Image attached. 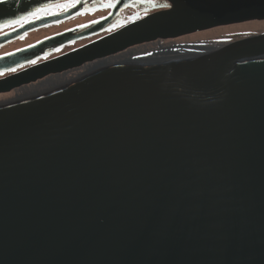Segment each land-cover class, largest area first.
<instances>
[{"label":"water","instance_id":"95a60500","mask_svg":"<svg viewBox=\"0 0 264 264\" xmlns=\"http://www.w3.org/2000/svg\"><path fill=\"white\" fill-rule=\"evenodd\" d=\"M62 0H7L0 25ZM0 55V74L113 26ZM0 34V47L77 15ZM264 20V0H175L0 78V93L129 48ZM0 27V28H2ZM0 264H264V31L103 66L0 103Z\"/></svg>","mask_w":264,"mask_h":264},{"label":"rangeland","instance_id":"374dc122","mask_svg":"<svg viewBox=\"0 0 264 264\" xmlns=\"http://www.w3.org/2000/svg\"><path fill=\"white\" fill-rule=\"evenodd\" d=\"M104 1L100 0V2H104ZM152 1L156 2V0H149V3ZM139 9H140L141 15L143 16L151 12L153 8L144 10L142 7H139ZM139 9L135 8L131 10L130 12L137 13ZM104 13L105 11H99L97 13V16L102 15ZM129 14L130 13H128V11L125 12L123 14V18L127 20L129 18ZM94 16L96 15H92L89 17L87 16L77 17L63 24H58L55 26H51L48 28H44V29L32 32L23 40L15 41L6 46L1 47L0 54L8 52L9 50H12L14 48H18L19 46H24L28 42L37 41L38 39L48 34H51L53 32H57L62 29H66L68 27L81 24L87 21L88 19L93 18ZM120 26L121 25H118L117 28ZM260 31H264V20H261V21L254 20V21H248V22L239 23V24L218 26V27H214L211 29L188 34L180 38H176V39L155 41V42H150V43L135 46L127 51L126 58L128 57L129 60H132V59L154 58V57H161V56H174L175 53L183 52L186 50H192V49H195L196 47L215 44L220 41L228 40V39L243 36V35H248L251 33L260 32ZM87 41L88 40H84V41L72 44L68 46L67 48H65L64 50H62L60 53L63 54L65 52H68V50L80 47L83 44H85ZM46 84L47 86H44V88L57 85L54 83L53 84L46 83ZM12 97H16L14 93H11L10 95H2L0 96V101L9 100V98H12Z\"/></svg>","mask_w":264,"mask_h":264},{"label":"flooded vegetation","instance_id":"af4514ba","mask_svg":"<svg viewBox=\"0 0 264 264\" xmlns=\"http://www.w3.org/2000/svg\"><path fill=\"white\" fill-rule=\"evenodd\" d=\"M103 1H104V0H103ZM114 1H115V0H105L104 2H100V0H62V1H59V2H56V3H54V4H51V5L47 6L45 9L41 10L40 12H38V13H37L36 15H34V16L27 17V18H26L24 21H22L21 23H16V24H13V25H11V26L6 25V26L0 28V34L3 33V32H5V31H8V30H10V29H13V28H15V27H17V26L23 24L24 22H26V21H28V20H30V19H33V18H35V17H39V16H43V15H47V14H51V13H57V12H60V11L66 10V9L72 7V6H74V7L76 6V9L79 11V13H78L77 15L73 16L72 18H70V19H68V20H66V21H63V22H60V23H57V24H54V25H51V26H55V25H58V24H63V23H65V22H68V21H70V20H73V19H75V18H77V17H82V16H87V17H89V16H92V15H96V16H94L93 18L88 19L87 21L84 20L85 22H83V23H81V24L74 25V26L68 27V28H66V29H62V30H60V31H57V32H53V33H51V34H48V35H46V36H44V37L38 39L37 41L28 42V43H27L26 45H24V46H19L18 48H14V49L8 51V52H11V51L17 50V49H19V48H23V47L29 46V45H31V44H34V43L38 42L39 40H41V39H43V38H45V37H47V36H50V35H53V34H56V33H60V32H63V31H65V30H68V29H71V28H75V27H79V26H89L90 24H93L94 22H96V21L100 20L101 18H104L106 15H108V14L110 13V11H111V7H112V4L114 3ZM165 2H166V0H156V2L152 1V2H150V3H149V0H136V1H133L131 5H129V6H127L126 8H124V9H123V10H122V11H121V12H120V13L114 18V20H113V22H112V23H113V27H112V28H110V29L106 30L105 32H102V33H100V34H98V35H95V36H92V37H89V38H85V39H83V40H80V41L74 42V43H72V44H75V43H78V42H81V41H84V40H88V41L85 43V44H87L88 42H91V41H93V40H95V39H97V38H99V37H101V36H103V35H105V34L111 32V31L115 30V29L117 28L118 25H121V26H122V25H123L122 23L126 24L127 21L129 22V21H132V20H134V19H136V18H138V17H141L142 15H141V12H140L139 7H142L144 10H146V9H150V8H153V9H152V11H153V10H157V9H159L158 7L154 6V4H161V3H165ZM135 8H138L139 11H138L137 13H133V12L131 13L130 11L133 10V9H135ZM99 11H105V13L102 14V15L97 16V13H98ZM127 11H128V13H130V14H129V18L126 20L125 18H123V14H124L125 12H127ZM51 26H47V27H44V28H48V27H51ZM44 28H41V29H44ZM41 29H38V30H41ZM38 30H35V31H38ZM35 31H32V32H35ZM32 32H29V33H27V34L21 36L20 38H18V39H16V40H13V41H11V42H9V43L3 45V46H6V45H8V44H10V43H12V42H15V41L23 40L24 38H26V37H27L30 33H32ZM27 41H28V40H27ZM72 44H69V45H67V46H64L63 48H60V49H58V50H56V51H50V50H48V54H47L45 57L36 60L35 63H39V62H41V61H44V60L50 59V58H52V57H55V56L61 55L62 53H60V52H61L62 50H64L65 48H67L68 46L72 45ZM83 45H84V44H83ZM3 46H1V47H3ZM1 47H0V48H1ZM74 49H75V48H74ZM71 50H73V49H71ZM68 51H70V50H68ZM8 52H5V53H8ZM5 53H2V54H5ZM2 54H0V55H2ZM35 63H30V64H27V65H24V66H22V67H20V68L15 69V71H10V72H8V73L0 74V78L6 76V75H8V74L14 73V72H16V71H19V70H21V69H24V68H26V67H28V66H30V65L35 64ZM89 65H92V66H93L92 63L87 64V66H89ZM87 66H86V67H87ZM86 67H85V68H86ZM76 70H77V71H80V69H75V70L69 71L68 73H70V72H74V71H76ZM81 70H82V69H81ZM70 74H71V73H70ZM14 94H15V92H14Z\"/></svg>","mask_w":264,"mask_h":264},{"label":"bare ground","instance_id":"6f19581e","mask_svg":"<svg viewBox=\"0 0 264 264\" xmlns=\"http://www.w3.org/2000/svg\"><path fill=\"white\" fill-rule=\"evenodd\" d=\"M127 23H129V22H127ZM242 23H244V22H242ZM236 24H239V23H236ZM225 26H227V25H225ZM260 32H262V31H260ZM256 33H259V32H256ZM211 45H213V44L206 45V46H200V47L207 48ZM129 49H131V48H129ZM129 49H127L126 51L120 52L118 54H115L113 56H107V57H104L101 59H97V60H94L91 62H87V63H85L82 66L77 67V68H73V69H70V70H67V71H64L61 73H57V74L48 75V76H46L40 80H37L35 82L26 84V85L21 86L19 88L12 89L9 92L0 93V96L10 95L11 93L15 92L16 97L9 98V100H20V99L36 96V95L41 94L43 92H48V91L54 89L55 87L65 83L67 81H70V80L75 79L77 77L95 72L97 69L102 68L103 66H108V65H112V64H119V63H122L125 61H129L128 57L126 58V54H127V51ZM174 57H178V58L181 57V52L175 53ZM132 60H135V59H132ZM89 63H92L93 66L92 65L87 66V64H89ZM75 69H80V71L76 70L74 72H70L71 74L68 73L69 71H72ZM1 74H3V73H1ZM46 83H48V84L54 83L57 85L44 88V86H47ZM6 101H8V100L0 101V103L6 102Z\"/></svg>","mask_w":264,"mask_h":264},{"label":"snow or ice","instance_id":"6c2138e0","mask_svg":"<svg viewBox=\"0 0 264 264\" xmlns=\"http://www.w3.org/2000/svg\"><path fill=\"white\" fill-rule=\"evenodd\" d=\"M5 3H7V0H0V4H5ZM154 6L158 7L161 10L172 11L175 8V0H166L165 3L154 4ZM36 14H37L36 12H30V13H27V16H34ZM25 19H26V16H21L17 19L7 21V24L11 26L16 23H21ZM0 27H2V25H0ZM30 63H35V61H30ZM12 71H15V69H12Z\"/></svg>","mask_w":264,"mask_h":264}]
</instances>
